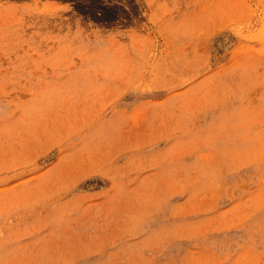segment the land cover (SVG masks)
Returning a JSON list of instances; mask_svg holds the SVG:
<instances>
[{
  "label": "rangeland",
  "instance_id": "374dc122",
  "mask_svg": "<svg viewBox=\"0 0 264 264\" xmlns=\"http://www.w3.org/2000/svg\"><path fill=\"white\" fill-rule=\"evenodd\" d=\"M0 264H264V0H0Z\"/></svg>",
  "mask_w": 264,
  "mask_h": 264
}]
</instances>
